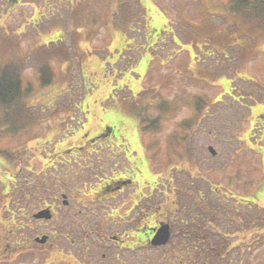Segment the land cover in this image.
<instances>
[{
	"label": "rangeland",
	"instance_id": "1",
	"mask_svg": "<svg viewBox=\"0 0 264 264\" xmlns=\"http://www.w3.org/2000/svg\"><path fill=\"white\" fill-rule=\"evenodd\" d=\"M141 1L148 8L147 12L139 7L138 0H94L88 7L80 3L78 13L71 21L64 17L54 23L63 22L64 38L54 25L50 26L53 19L42 18L43 23L33 19L32 24L25 25L24 31L20 32L16 29L23 22H20L22 17L4 18L9 27L2 31L10 36H6L9 42L0 38V57L3 50L6 56L9 43L15 46L19 40L22 49L14 50L12 60L18 63L25 60L22 76L33 85L31 100L25 99V108L33 105L34 109H27L23 116L24 109L18 108L20 112L13 123L16 136L1 142L0 146L10 147L25 138L30 149L17 150L22 158L26 153H32L33 138L39 136V139L47 140L54 131H58V139L64 141L63 137L76 127L81 131L79 136H83L87 131L91 134L102 126L106 129L111 125H132L131 122L148 123L155 113L163 117L180 113L169 120L168 117L161 119L162 124L171 120L176 122L190 111H195L191 119L195 120L197 112L205 113L211 107L214 113L208 111L202 119L207 129H215L218 134L215 142L212 141L217 154L208 155L205 149L203 157L211 184L220 185L221 190L233 186L236 189L249 179V187L253 186L249 190L256 191L259 180L250 177L258 176L259 172L250 168V152H247L244 142L235 141L234 137L248 133L245 121L248 97L243 96L245 91L242 88L250 89L254 84L264 90V14L248 7L239 9L231 0ZM37 22L42 24L41 27ZM143 25L147 32L142 34ZM40 32L44 33L45 40L60 39L50 43L44 40L43 44L27 48L26 41L34 39ZM34 47L41 48L38 54L34 53ZM36 60H41L45 67L43 80L33 68ZM34 65L38 63L34 62ZM244 72L250 79H235L245 77ZM231 80L234 82L229 85ZM218 81L226 83L221 91L215 87ZM53 92L59 95L52 100L33 101L40 95ZM82 93L84 99L77 106L79 113L74 114L78 111L74 104L79 102L75 101L81 99ZM263 95L264 91L255 96ZM52 103L59 108V116L63 117L45 132L51 124L49 112L54 108ZM64 103H74L71 104L72 116L67 106L63 112ZM82 103L84 106L81 107ZM83 108L85 118L77 126V117L82 115ZM260 111L263 112L262 107L258 113ZM31 116L38 117L40 122L31 126V131L24 132L22 117L32 123L34 119ZM208 134L206 130L207 138ZM117 135H120L118 130ZM210 136L213 138L214 132ZM48 152V146H43V153ZM43 153L36 150L33 156ZM3 161L6 164L5 158ZM25 161L24 158L23 164ZM38 162L30 161L33 168L39 167ZM260 171L263 172L264 167ZM0 174L3 179L7 177V171L0 170ZM256 194H264V189L259 188ZM206 198L207 202L216 201L225 208L230 206L229 200L220 199L213 191L207 192ZM257 210L250 207L249 218ZM249 231L252 238L249 264H259L264 260V236H260L264 235V219L249 222ZM231 255L233 253L229 259ZM221 264H240V261L232 258L231 262Z\"/></svg>",
	"mask_w": 264,
	"mask_h": 264
},
{
	"label": "flooded vegetation",
	"instance_id": "2",
	"mask_svg": "<svg viewBox=\"0 0 264 264\" xmlns=\"http://www.w3.org/2000/svg\"><path fill=\"white\" fill-rule=\"evenodd\" d=\"M79 1L92 0H0V18L73 15ZM130 124L118 126L122 137L102 127L57 146L38 168L28 157L24 170L11 171L0 201V264H249V206L264 211L256 194L264 176L256 191L249 179L236 189L212 185L203 157L207 148L217 154L218 134L200 118ZM254 125L248 118L257 170L264 151ZM209 191L230 206L207 202Z\"/></svg>",
	"mask_w": 264,
	"mask_h": 264
},
{
	"label": "trees",
	"instance_id": "3",
	"mask_svg": "<svg viewBox=\"0 0 264 264\" xmlns=\"http://www.w3.org/2000/svg\"><path fill=\"white\" fill-rule=\"evenodd\" d=\"M231 3L239 8L248 7L252 11L264 14V0H231ZM255 11V12H257ZM258 12V13H259ZM0 137L13 130V123L18 108L25 107V99L29 94V88H22L20 80V66L15 63H7L0 68ZM26 97V98H25ZM28 99V98H27Z\"/></svg>",
	"mask_w": 264,
	"mask_h": 264
}]
</instances>
